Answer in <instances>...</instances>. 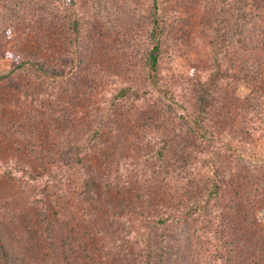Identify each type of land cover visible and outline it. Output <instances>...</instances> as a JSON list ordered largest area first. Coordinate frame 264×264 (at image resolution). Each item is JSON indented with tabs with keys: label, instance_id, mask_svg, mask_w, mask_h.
Segmentation results:
<instances>
[{
	"label": "rangeland",
	"instance_id": "rangeland-1",
	"mask_svg": "<svg viewBox=\"0 0 264 264\" xmlns=\"http://www.w3.org/2000/svg\"><path fill=\"white\" fill-rule=\"evenodd\" d=\"M151 1L75 0L72 10L68 0H0V170L18 164L41 178H0V264H72L60 252L70 238L83 240L98 264L124 228L151 231L160 264H194L206 256L195 247L208 246L205 229L182 215L188 197L210 183L201 172L207 153L223 219L241 241L238 264L264 260V0H159L156 82L147 71ZM215 57L225 77L196 125V95ZM23 60L53 76L16 69ZM125 85L140 98L101 117V96ZM94 126L80 166L65 169L72 142L83 143ZM166 136L173 141L156 163L150 155ZM37 190L53 238L41 225ZM163 214L174 220L158 228Z\"/></svg>",
	"mask_w": 264,
	"mask_h": 264
},
{
	"label": "trees",
	"instance_id": "trees-1",
	"mask_svg": "<svg viewBox=\"0 0 264 264\" xmlns=\"http://www.w3.org/2000/svg\"><path fill=\"white\" fill-rule=\"evenodd\" d=\"M158 1L159 0L151 1V19L149 29L151 48L147 56V71L148 78L152 82H156L158 77V70L160 66V43L165 33V28L163 26L164 22L159 17ZM74 2L75 0H68L69 6L72 7V10H74ZM71 27L72 33L76 34L78 27L77 20L72 22ZM214 63H217L214 67L215 71L209 76L207 80L208 82L201 90L198 91L196 95V125L200 124L201 121H205L207 116V98L213 91L215 84L225 77L223 71L219 67L217 57H215ZM25 67L31 68L39 74H43L45 76H53L50 70H48L41 62L36 60L20 61L17 64L16 69H22ZM4 78V76H0V81ZM163 94V96L166 95L165 97L168 101L176 105L179 104L172 92H163ZM139 95L140 93L126 85L120 86L114 92L112 91L103 94L99 101L102 106L101 117L105 118L109 110H113V108L122 102L136 101L140 98ZM98 133L99 129L94 126L91 136L83 140V143L75 145V143L72 142V149L74 148V152L70 150L72 151V157L67 158V161H65V169H76L80 166L81 157L83 155L81 153L82 150H86L89 145L93 144V139L98 136ZM172 141L173 137L168 138L166 136L164 141H161L160 144L157 143L150 155L152 161L162 163L166 158L167 146L171 144ZM205 157L206 158L202 161L201 172L203 173V177L210 181V183L204 191H198V193H194L188 197L187 208L182 215L185 220H195L199 222L205 229L204 232L206 234V242L208 246H203L202 248L200 246L195 247L196 252L199 253L198 255L205 253L206 256H203L198 260L196 259L194 264H238L237 260H240V258L237 259L239 254L237 249L240 248L241 241L238 237L233 236V231L236 233V230H234V224L230 226L223 219V215L226 217L227 210L224 209V204L221 203L222 198L218 196V188L215 183L216 179L211 172V166H209V153H207ZM3 176L17 177L18 179L35 185L41 183L40 177L35 176V174L30 173L26 170V168H22L18 164H15V166L1 168L0 178ZM48 180L52 181L53 178L50 177ZM43 185L45 186H43L42 189H45L46 192L48 187L46 182ZM36 198L38 199L37 212L39 213L38 216L40 218L41 225L45 233L53 238L55 235V227L48 221L46 196L44 197L42 190H37ZM262 200L264 201V198ZM262 208L264 209V206ZM217 217H220V219ZM173 220L174 216L163 214L156 218L155 225L158 228H161L162 226H167ZM203 227H200L197 232L202 231ZM120 231L121 232H114L108 238V246L104 244V247L100 250L99 255L102 257V260L99 259L98 264H160L158 257L155 255L153 242L155 237H153L150 230V232H148L143 230H134L132 228L127 230L124 228ZM245 242L248 244L246 240ZM245 242L243 245H245ZM83 243V240L77 242L76 240L74 241L70 238L69 240H66L64 245L61 246L60 252L67 253L66 257L70 258L72 264H83V261L87 259H89L90 262H93L92 258H87L88 254H86V250L80 246L83 245ZM2 250L3 248L0 245V251ZM190 263L192 264V261H190ZM240 264L242 263L240 262ZM255 264H264V260L257 257Z\"/></svg>",
	"mask_w": 264,
	"mask_h": 264
}]
</instances>
